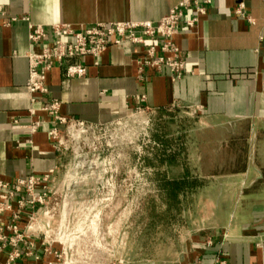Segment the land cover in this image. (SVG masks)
Returning a JSON list of instances; mask_svg holds the SVG:
<instances>
[{
    "label": "crops",
    "instance_id": "obj_1",
    "mask_svg": "<svg viewBox=\"0 0 264 264\" xmlns=\"http://www.w3.org/2000/svg\"><path fill=\"white\" fill-rule=\"evenodd\" d=\"M181 0H0V179L44 173L57 153L46 124L25 142L32 105L26 85L30 24L159 20ZM204 1V0H201ZM253 21L235 13L237 0H212L194 30L176 41L186 57L180 79L170 70L147 68L138 78L144 46L113 45L100 58L83 56L87 74L66 76L64 66L47 75L49 95L61 113L108 122L141 105L158 110L189 107L196 114L190 135V171L174 176L178 195L198 196L186 244L159 258H127L107 264H264V0H244ZM154 40L149 39L148 44ZM48 98V95H39ZM143 98V99H142ZM40 103L35 104L39 108ZM38 116L50 121L42 111ZM7 259L0 254V264ZM14 264H43L22 258Z\"/></svg>",
    "mask_w": 264,
    "mask_h": 264
},
{
    "label": "built area",
    "instance_id": "obj_2",
    "mask_svg": "<svg viewBox=\"0 0 264 264\" xmlns=\"http://www.w3.org/2000/svg\"><path fill=\"white\" fill-rule=\"evenodd\" d=\"M211 1L181 0L155 21L97 22L82 28L64 22L30 24L29 40L40 45L41 50L25 54L29 62L26 88L32 105L24 121L16 118L14 122L26 130L25 142L30 146L31 136L50 124L48 134L58 162L44 173L10 181L0 179V254L7 255L4 264H14L22 258L43 260V264H81V258L98 257L100 253L88 254L81 248V243L91 239L84 227H96L98 221L84 212L101 208L99 199L92 196H109L104 208L116 209L117 205H111L114 197L123 187L127 194L134 188L128 170L122 175L118 167L107 168L111 161L102 155L106 148L94 140L104 126L117 119L89 122L63 115L60 101L49 95L48 72L55 66H64L67 77H84L86 65L81 61L69 63L67 59L100 58L111 46L130 42L144 46L137 57L140 80H144L147 68L161 71L164 67L169 68L172 80L180 79L186 69V57L176 37L197 27ZM235 13L253 21L244 0H237ZM149 39L154 43L146 46ZM37 102L39 108L35 107ZM137 110L155 109L141 105ZM38 111L45 112L50 121L38 116ZM94 241H98L96 235Z\"/></svg>",
    "mask_w": 264,
    "mask_h": 264
},
{
    "label": "rangeland",
    "instance_id": "obj_3",
    "mask_svg": "<svg viewBox=\"0 0 264 264\" xmlns=\"http://www.w3.org/2000/svg\"><path fill=\"white\" fill-rule=\"evenodd\" d=\"M195 123L196 114L189 107L137 110L97 133L94 140L103 144L102 155L111 161L107 168L118 167L122 175L128 170L134 188L127 194L123 187L114 197L111 205H117L116 209L104 208L109 196H92L99 199L101 208L84 212L98 221L96 227H84L91 239L81 243V248L100 255L81 258V264L159 258L182 249L193 230V206L199 197L172 191L188 186L174 184V176L189 174L190 135Z\"/></svg>",
    "mask_w": 264,
    "mask_h": 264
}]
</instances>
